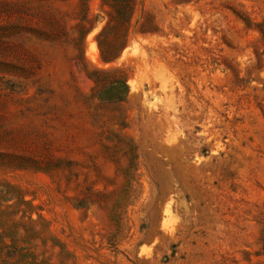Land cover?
<instances>
[{
    "label": "rangeland",
    "instance_id": "rangeland-1",
    "mask_svg": "<svg viewBox=\"0 0 264 264\" xmlns=\"http://www.w3.org/2000/svg\"><path fill=\"white\" fill-rule=\"evenodd\" d=\"M0 264H264V0H0Z\"/></svg>",
    "mask_w": 264,
    "mask_h": 264
},
{
    "label": "bare ground",
    "instance_id": "bare-ground-1",
    "mask_svg": "<svg viewBox=\"0 0 264 264\" xmlns=\"http://www.w3.org/2000/svg\"><path fill=\"white\" fill-rule=\"evenodd\" d=\"M96 56H97V55H96L95 53H93L91 57H92V59L96 60V58H97ZM219 107H220V106H219Z\"/></svg>",
    "mask_w": 264,
    "mask_h": 264
}]
</instances>
